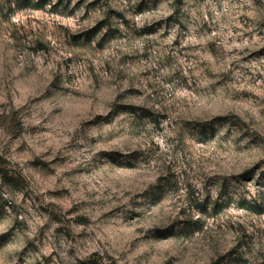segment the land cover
I'll return each mask as SVG.
<instances>
[{
    "label": "rangeland",
    "instance_id": "1",
    "mask_svg": "<svg viewBox=\"0 0 264 264\" xmlns=\"http://www.w3.org/2000/svg\"><path fill=\"white\" fill-rule=\"evenodd\" d=\"M22 3L0 264H264V0Z\"/></svg>",
    "mask_w": 264,
    "mask_h": 264
},
{
    "label": "trees",
    "instance_id": "2",
    "mask_svg": "<svg viewBox=\"0 0 264 264\" xmlns=\"http://www.w3.org/2000/svg\"><path fill=\"white\" fill-rule=\"evenodd\" d=\"M23 3H22V7H26V6H33V7H41L43 6L45 3H47L48 1H51V0H37L35 3H29L30 0H21ZM58 3L62 2L63 0H57Z\"/></svg>",
    "mask_w": 264,
    "mask_h": 264
}]
</instances>
